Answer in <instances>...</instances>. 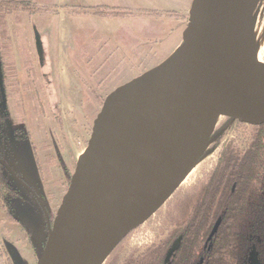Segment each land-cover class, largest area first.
I'll list each match as a JSON object with an SVG mask.
<instances>
[{
	"label": "water",
	"instance_id": "water-1",
	"mask_svg": "<svg viewBox=\"0 0 264 264\" xmlns=\"http://www.w3.org/2000/svg\"><path fill=\"white\" fill-rule=\"evenodd\" d=\"M259 3L192 0L174 52L105 98L36 264H105L196 168L219 118L264 125V95L239 78L264 79L251 41Z\"/></svg>",
	"mask_w": 264,
	"mask_h": 264
},
{
	"label": "rangeland",
	"instance_id": "rangeland-1",
	"mask_svg": "<svg viewBox=\"0 0 264 264\" xmlns=\"http://www.w3.org/2000/svg\"><path fill=\"white\" fill-rule=\"evenodd\" d=\"M31 1L46 12L32 16L31 23L39 35H47L53 56L56 52L58 54V74L52 78L51 85L60 97L63 133L66 136L63 135L61 141L57 139L56 145L59 150L61 148L70 181L74 163L87 146L93 121L105 98L114 89L158 66L178 47L192 0ZM50 5L54 8L53 14L47 11H50ZM91 6L117 7L137 15L102 16L94 14L99 11L92 10ZM144 11L152 16L143 15ZM16 19L14 14L4 18L7 35L15 43L19 41L18 44L23 39L31 49L33 42L27 25L19 36L12 33L17 26ZM23 20L26 24L25 18ZM251 41L254 55L264 68V0H260L255 12ZM20 76L22 82L31 83L25 73L22 72ZM67 86L69 89H66ZM38 125L39 116H36L30 123L35 141L42 136ZM218 129L224 130L223 135L209 146L185 183L146 223L123 240L105 264H120L131 253L143 251L167 235L172 229L171 219L178 215V201L192 195L198 186L207 181L227 143L242 147L250 131L249 126L226 118L218 119L215 130ZM14 151L18 168L33 179L36 166L29 143L17 144ZM23 165L27 167L26 170ZM63 195L58 191L56 203ZM28 205L19 200L13 203V214L24 224L28 238L21 232L17 234L18 241L1 236L0 264H9L6 253L15 261L13 264L37 262L45 234L38 232L41 226L39 217Z\"/></svg>",
	"mask_w": 264,
	"mask_h": 264
},
{
	"label": "flooded vegetation",
	"instance_id": "flooded-vegetation-1",
	"mask_svg": "<svg viewBox=\"0 0 264 264\" xmlns=\"http://www.w3.org/2000/svg\"><path fill=\"white\" fill-rule=\"evenodd\" d=\"M2 2V7H11L9 13L17 18V26L12 33L19 36L22 28L24 30L27 25L33 47H27L23 39L20 44L11 38L0 39V237L14 239L21 232L28 238L24 224L13 214V203L19 200L29 204L39 217L41 226L38 232L45 234L46 241L58 206L69 186L67 164L62 159L61 148L59 150L56 145L57 139L61 141L63 135L66 136L63 133L60 97L51 85L52 78L58 74V54L56 52L53 56L47 35H39L31 23V17L42 15L44 8H37L31 0ZM51 7L53 6L50 5V11H47L53 14L54 8ZM22 72L29 76L31 83L21 81ZM36 116H39L38 127L42 132L38 141L34 140L30 129V123ZM223 131L215 130L211 139L218 136L214 141L216 142ZM23 142L29 143L33 152L36 166V176L33 179L18 168L16 161L14 150L17 144ZM74 164L76 165V161ZM26 168L23 165V169ZM58 191L64 195L56 203ZM12 244L14 245L13 242ZM6 255L9 264L15 263L8 253Z\"/></svg>",
	"mask_w": 264,
	"mask_h": 264
},
{
	"label": "trees",
	"instance_id": "trees-1",
	"mask_svg": "<svg viewBox=\"0 0 264 264\" xmlns=\"http://www.w3.org/2000/svg\"><path fill=\"white\" fill-rule=\"evenodd\" d=\"M2 1L0 39L9 38L3 22L12 15V8H3ZM91 9L102 16L137 15L117 7ZM143 15L152 16L148 11ZM177 211L167 235L120 264H250L254 251L258 263L264 264V125L250 127L242 147L227 143L207 181L178 201ZM218 219L220 225L208 241ZM178 239L179 247L165 262Z\"/></svg>",
	"mask_w": 264,
	"mask_h": 264
},
{
	"label": "bare ground",
	"instance_id": "bare-ground-1",
	"mask_svg": "<svg viewBox=\"0 0 264 264\" xmlns=\"http://www.w3.org/2000/svg\"><path fill=\"white\" fill-rule=\"evenodd\" d=\"M239 78H240L241 82L243 83V85L247 89H249L252 93L257 94V95H264V79H262L259 75H257L256 73H254L251 70H248L246 68H242L240 73H239ZM188 176L181 183V185L183 183H185Z\"/></svg>",
	"mask_w": 264,
	"mask_h": 264
},
{
	"label": "crops",
	"instance_id": "crops-1",
	"mask_svg": "<svg viewBox=\"0 0 264 264\" xmlns=\"http://www.w3.org/2000/svg\"><path fill=\"white\" fill-rule=\"evenodd\" d=\"M66 1H67V0H66ZM61 2H62V0H61ZM175 49H176V48H174V49H173V51H172V52L169 54V56H170V55H171V54L174 52V50H175ZM65 60H66V59H65ZM66 71H68V68H67V70H66ZM68 72H69V71H68ZM66 89H69V88H68V86H67V88H66Z\"/></svg>",
	"mask_w": 264,
	"mask_h": 264
}]
</instances>
